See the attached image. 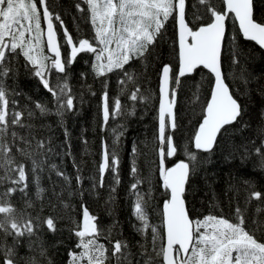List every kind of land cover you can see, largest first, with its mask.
<instances>
[{
	"label": "trees",
	"instance_id": "obj_1",
	"mask_svg": "<svg viewBox=\"0 0 264 264\" xmlns=\"http://www.w3.org/2000/svg\"><path fill=\"white\" fill-rule=\"evenodd\" d=\"M78 2L84 11L77 10ZM209 3L223 7L222 0H209ZM254 3L255 18L264 21V0H254ZM47 4L54 17L63 58L69 56L71 49L65 43L56 15L60 16L77 45L79 38L93 42L95 33L83 0H47ZM40 11L42 15V8ZM185 14L193 28L211 21L206 5L200 0H186ZM41 26L44 28L43 20ZM234 57L238 58V63L234 62ZM94 61L92 53L83 52L66 67V74L53 70L51 81L55 84L66 75L74 99L73 110L57 114L56 101L33 75L31 66L26 67L25 58L16 55L10 59L14 71L5 81L10 101L9 120L14 111H20L24 127L9 124L5 139L12 146L15 162L25 165L28 186L23 192L12 193L8 199L17 214L31 218L36 225L35 234L19 238L18 245H14L12 236L5 237L0 233V249L4 245L15 246L19 264H27L29 260H35L36 264H49V261L51 264H69V252L80 251L76 247L78 238L74 230L82 221L84 207L97 218L102 231L98 242L109 249L107 264H116L111 258L110 240L127 243L131 264H144L150 257L154 258L153 264H163L162 257H156L153 250L151 230L143 235L137 230L140 222L133 215L136 197L131 185L137 179L141 181L137 190L144 197L150 225L158 229L159 246L164 243L162 203L169 192L159 175L158 84L165 62L172 65V81L176 74L175 15L165 22L145 56L130 61L124 70L98 76L93 70ZM221 63L225 80L242 105V116L238 122L225 126L211 152L196 150L192 139L203 116L213 76L203 67L185 75L177 93L176 127L167 130L173 136L177 152L166 158V163L178 159L190 163L184 196L193 222L209 215L236 222L239 207L246 227L256 230L257 237L264 240V197L249 199L253 190L264 194V168L255 151L264 147V49L243 37L233 15L227 19ZM125 71L133 75L134 81L121 84V80H126ZM137 87L144 99L133 102L129 97ZM105 92L110 102L119 98L123 105V111L110 116L107 123L102 116ZM13 101L15 103H11ZM37 102L50 111L42 115L36 108ZM29 112H32L31 116ZM12 132L16 133L15 138ZM40 143L43 147H39ZM104 145L109 151L115 148L118 154V184L117 173L109 168L101 186L99 164ZM18 148L30 156L17 151ZM189 153H194L197 159L189 161ZM33 161L38 165L35 171ZM133 165L137 169L135 177L131 172ZM58 171L63 175H57ZM4 173L5 169L0 168V177ZM10 175L14 178L16 174ZM10 187L20 186L4 179L0 182V194ZM48 217L54 219V232L44 223ZM254 221L259 223L258 229ZM3 259L4 252L0 250V264Z\"/></svg>",
	"mask_w": 264,
	"mask_h": 264
},
{
	"label": "snow or ice",
	"instance_id": "obj_2",
	"mask_svg": "<svg viewBox=\"0 0 264 264\" xmlns=\"http://www.w3.org/2000/svg\"><path fill=\"white\" fill-rule=\"evenodd\" d=\"M83 2L87 5L95 33L93 42L87 38H79L77 45L73 36L64 27L60 16L56 15L55 20L60 21L59 26L64 29L65 43L71 49L69 56L62 58V45L58 41L53 24L54 17L47 0H0V168L5 169L0 182L9 179L13 185L20 186L10 187L5 193L0 194V233L5 237L12 236L14 245L20 243L19 238L34 235L36 225L31 218L25 219L23 215L17 214L16 208L8 199L12 193L17 190L23 192L28 186L25 165L15 162L11 155L12 146L5 139L9 124L24 127L21 123L23 113L20 111H14L9 120L10 101L5 81L14 71L10 63L11 57L22 55L25 58L26 67L31 66L33 75L40 79L43 87L56 101L57 114H62L66 110H73L74 99L66 75L55 84L51 81L53 70L66 74V67L83 52L94 55L93 70L98 76L118 69L124 70L130 61L145 56L164 28L165 22L170 16L175 15L179 25V73L174 77L175 82L179 84L181 77L194 72L200 66L215 77L210 99L204 108L203 120L193 138L196 150L211 152L221 131L225 126L238 122L243 112L242 105L234 98L221 71L222 41L225 39V21L229 15H233L239 22L240 31L246 40L254 41L264 49V21L255 18L254 0H222V8H217L209 3V0H200L201 4L206 5L211 22L195 31L186 23V0H83ZM76 8L79 11L85 10L79 2ZM42 20L46 24V32L41 26ZM234 62L238 63V58L234 57ZM170 73L172 68L165 64L160 75L158 112V140L161 145L159 173L165 190L170 192V199L163 205L165 242L157 246L159 232L149 223L144 197L137 190L141 183L139 179L131 185V191L136 197L133 215L140 222L137 230L142 235L148 229L151 230L153 250L156 257H162L163 264H264V240L257 237L256 230L246 227L243 212L239 207L236 209V222L212 215L193 222L189 217L183 196L191 172L190 163L181 160L173 167H167L165 163L166 158L174 156L177 152L173 136L167 131L176 127L173 111L176 90L170 86L173 80ZM124 75L126 80H121V84L134 81L132 74L125 71ZM129 99L135 102L144 97L137 87L131 92ZM36 108L42 115L50 111L39 102L36 103ZM122 111L120 99L116 98L110 102L109 95L105 92L102 97L104 122L107 123L110 116L119 115ZM28 115L31 116L32 112ZM11 135L13 138L16 137L15 132ZM39 147H43V144L40 143ZM17 151L30 156L24 149L18 148ZM255 151L261 157V167L264 168V147L256 148ZM196 159L194 153H189V161ZM33 166L35 171L38 166L36 161H33ZM109 168L117 173L118 184L120 182L118 154L115 148L109 151L107 145H104L99 164L101 186L104 173ZM131 172L134 177L137 175L134 165ZM10 173H15V177L13 178ZM57 175L62 176L63 173L58 171ZM77 179L79 180V177ZM262 197L264 194L253 190L249 199L259 200ZM44 223L50 231L56 230L52 217H48ZM253 223L258 229L259 223L255 221ZM74 234L78 238L76 247L80 251L69 252V264H107L110 258L109 249L98 242L102 231L97 218L87 207L83 209L82 221L74 230ZM109 242L112 244L111 258L116 260V264H131L127 243L121 240ZM0 250L4 252L3 264H19L15 246L4 245ZM43 254L41 251V255ZM153 260L154 258L150 257L144 264H153ZM27 264H36V261L29 260Z\"/></svg>",
	"mask_w": 264,
	"mask_h": 264
},
{
	"label": "water",
	"instance_id": "obj_3",
	"mask_svg": "<svg viewBox=\"0 0 264 264\" xmlns=\"http://www.w3.org/2000/svg\"><path fill=\"white\" fill-rule=\"evenodd\" d=\"M42 11H43V9H42ZM234 17V16H233ZM185 19H186V17H185ZM228 19V18H227ZM227 19H226V21H225V34H226V28H227ZM209 22H211V21H209ZM209 22H207V23H209ZM186 23L189 25V27L190 28H192L194 31L195 30H198V28L200 27V26H203L204 24H201V25H199V26H197V27H195V28H193L189 23H188V21H187V19H186ZM236 23H237V26H238V28H239V22L236 20ZM53 24H54V21H53ZM64 24V23H63ZM206 24V23H205ZM54 27L56 28V26H55V24H54ZM64 27H66L65 26V24H64ZM67 28V27H66ZM44 30H45V32H46V24L44 23V28H43ZM63 29V28H62ZM68 30V29H67ZM239 30H240V28H239ZM57 31V30H56ZM69 31V30H68ZM63 32H64V29H63ZM241 32V31H240ZM70 33V32H69ZM71 34V33H70ZM242 34V33H241ZM243 35V34H242ZM57 36H58V32H57ZM176 38H177V48H178V64H177V68H176V74H175V76L176 75H178V73H179V25H178V22H177V20H176ZM190 39V38H189ZM44 40H45V44H46V36L44 37ZM58 41H59V36H58ZM223 42H224V40L222 41V48H223ZM59 43H60V41H59ZM61 54H62V58H63V53H62V49H61ZM221 54H222V49H221ZM165 64H167V65H169L171 68H172V65H171V63H169V62H165L163 65H162V68H163V66L165 65ZM200 67H202V66H200ZM162 68H161V71H162ZM207 70V69H206ZM221 71H222V74H223V69H222V63H221ZM193 73V72H192ZM192 73H190V74H192ZM212 74V73H211ZM160 75H161V72H160ZM170 75H172V73H170ZM186 75H189V74H186ZM212 76H213V81H212V85H211V89H212V87L214 86V83H215V77H214V75L212 74ZM223 76H224V74H223ZM182 78V77H181ZM181 78H180V81H181ZM225 82H226V80H225ZM227 83V82H226ZM159 85H160V76H159V84H158V93H159ZM179 85H180V82H179V84H177L176 82H175V79H174V81H172L171 82V87L172 88H174L175 90H176V101H177V93H178V89H179ZM211 89H210V93H209V97H208V99H207V101L210 99V95H211ZM231 91V90H230ZM232 93V92H231ZM235 98V97H234ZM238 100V99H237ZM207 103V102H206ZM240 103V102H239ZM205 107H206V104H205ZM204 107V108H205ZM175 109H176V103H175V105H174V108H173V111H174V115H175ZM158 112H159V99H158ZM203 115H204V113H203ZM202 120H203V116L201 117V120H200V122L198 123V125H197V127H196V130H195V132L197 131V129H198V127H199V124L202 122ZM158 127H159V121H158ZM194 135H195V133H194ZM193 138H194V136H193ZM192 142H193V146H194V141H193V139H192ZM160 147H161V145H160V143H159V147H158V160H160V156H159V150H160ZM195 148V147H194ZM181 160H183V161H185V162H188V161H186L185 159H178V160H176V161H174L173 163H170V164H167L166 163V160H165V163H166V166L167 167H173L177 162H179V161H181ZM159 175H160V173H159ZM160 179H161V182H162V184H163V180H162V178L160 177ZM186 185H187V183H186ZM186 185H185V190H186ZM169 192V191H168ZM185 193V192H184ZM183 198H184V200H185V207H186V210H187V212H188V214H189V211H188V207H187V203H186V199H185V196H183ZM167 199H170V192H169V196H168V198H166L164 201H163V203H162V214H163V205H164V203H165V201L167 200ZM189 217H190V219L193 221V219H192V217L190 216V214H189ZM163 227H164V223H163ZM164 236H165V233H164ZM164 242H165V239H164ZM178 247V246H177Z\"/></svg>",
	"mask_w": 264,
	"mask_h": 264
},
{
	"label": "flooded vegetation",
	"instance_id": "obj_4",
	"mask_svg": "<svg viewBox=\"0 0 264 264\" xmlns=\"http://www.w3.org/2000/svg\"><path fill=\"white\" fill-rule=\"evenodd\" d=\"M206 104V103H205ZM175 115H176V109H175ZM165 147V146H164Z\"/></svg>",
	"mask_w": 264,
	"mask_h": 264
}]
</instances>
